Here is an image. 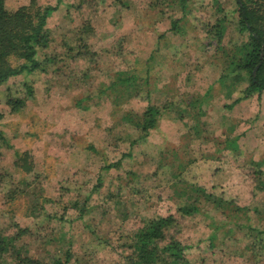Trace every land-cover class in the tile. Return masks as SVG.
Here are the masks:
<instances>
[{"label": "rangeland", "instance_id": "obj_1", "mask_svg": "<svg viewBox=\"0 0 264 264\" xmlns=\"http://www.w3.org/2000/svg\"><path fill=\"white\" fill-rule=\"evenodd\" d=\"M25 1L6 0V7L12 10ZM42 1L56 3V0H38L40 4ZM171 1L95 0L91 5L93 11H88L78 6L79 0H62L47 20L52 41L45 53L63 52L68 43L74 45L73 30L90 18L93 34L88 43L96 53L80 55L84 59H72L76 50L72 57H65L63 53L64 59L49 64L48 70L23 73L0 86V111L3 113L0 127L10 143V147L0 149V220L8 217L9 221L30 227L32 235L25 241L34 255L45 256L46 250L54 248V244L42 247L39 243L52 233L61 236L62 223L54 219L46 224L43 216H28L26 199L11 197L10 191L19 179H32L40 174L43 195L53 202L45 208L49 212H62L59 203H55L60 196V182L69 189L64 199L70 201L75 193L84 197L91 192L101 173L102 185L86 202L89 211L84 218H78L76 210L64 213L65 218L70 219L64 229L67 234L63 236L71 239L72 264H125L124 250L117 240L119 235L136 229L145 219L176 207L186 199L187 195L181 196V192L191 193L192 185L240 206L246 205L249 211L244 214L251 216V222L245 215L239 214L238 218L234 210L221 211L201 202V213L183 222L180 235L189 245L185 253L191 264H264V247L252 237L253 231L239 227L241 223L255 224L256 228L264 224V185H261L264 182V94L228 110L220 101L216 88L212 90V98L203 105L205 111L199 120L188 114L180 124L171 116L162 119L146 142L132 146L131 156L123 160L120 170H100L105 157L113 159L127 151L128 141L136 135L132 126L120 120L123 110L138 112L147 101L142 92L124 104H110L102 88L117 70L131 66L132 59L139 56L136 67L142 71L145 61L149 60L151 92L148 98L152 103H163L166 94H170L175 99L173 102L178 103L176 106L192 111L188 100L194 99L195 94H203L216 67L220 68L221 58L214 46L195 48L193 43L201 40L197 30L189 24L186 29L192 31L171 35L169 18L175 16L173 12L176 11L169 7ZM221 2L231 13L234 1ZM199 27L196 23L195 28ZM238 39L231 31L223 43H234ZM108 49L113 52L117 49V52L110 55ZM194 55L198 60L196 64ZM187 63H191L188 68H201L198 69L201 73H196L191 81L178 76ZM24 83L32 86L34 96L19 112L11 113L5 104V91L10 86L15 95L24 96ZM179 99H183L182 102ZM195 125L204 128L199 139H196ZM230 125H233L232 130L228 128ZM243 132L238 152L219 150L226 135L232 137ZM163 149L167 158L159 167V152ZM18 151L30 153L32 172L23 174L15 167ZM251 160H261L260 174L252 173V176L247 172L260 169L249 164ZM129 168L140 174L134 179L135 187L128 190L124 182H117L111 190L113 176ZM178 180L186 183L176 182ZM112 191L119 199L106 197ZM84 201L79 199V206ZM255 209L257 215L250 212ZM213 232L217 236L211 247L208 236Z\"/></svg>", "mask_w": 264, "mask_h": 264}, {"label": "trees", "instance_id": "obj_2", "mask_svg": "<svg viewBox=\"0 0 264 264\" xmlns=\"http://www.w3.org/2000/svg\"><path fill=\"white\" fill-rule=\"evenodd\" d=\"M139 1L144 2L145 0ZM175 1H178L177 5H175ZM233 1L235 7L231 13L227 12L221 0H209L207 3L204 0H172L169 4V7L176 8V11L173 12L175 16L171 15L169 18L171 35L178 36L188 33L192 29L197 30L201 42L193 43L195 48L204 49L214 46L221 58L220 68L219 66L216 67V72L211 76V79L209 78L205 92L195 94L194 99L188 100L187 105L193 106L192 111L181 105L176 106L178 103L173 102L175 99H172L170 94H166V100L163 103H152L148 98L151 92L149 90L151 68H148L147 63L149 60L145 61L146 65L144 64L145 68L142 71L137 70L136 60L140 59L139 56L134 57V60L132 59L131 66L117 70L109 83L103 85L102 92L110 99V104L113 106L124 104L142 92H145L147 101L145 105L140 106L138 112L123 110L120 120L132 126L136 135L128 141L127 151L120 153L113 159L104 158L105 163L100 168L101 172L120 170L123 160L131 156L132 146L140 141L146 142L151 132L158 128L162 119L171 116L180 124L181 120L187 118L185 114H188L199 120L198 118L205 111L203 105L212 98V90L216 88H218L220 101L228 110H232L236 105L244 103L253 96L260 98L264 94V0ZM61 2L62 0H56V3L53 4L42 1L40 4L38 0H26L17 8L10 10L6 7V0H0V86L10 78L23 73L48 70L47 66L63 60L64 58L61 56L65 53V57L73 56L72 59L76 57L84 59L80 55L86 56L96 53L88 43V38L93 34L91 18L89 21L80 23L73 30L76 41L74 45L65 44L66 50L63 52L58 51L50 55L45 53L52 41L47 28V20ZM94 2L95 0H79L78 6L93 11L91 5ZM202 15L204 16L202 17ZM196 23L200 24L199 28H195ZM187 24L192 29H186ZM231 31L237 34L239 39L234 43H223ZM114 52H117V49ZM114 52L112 49H108L110 55ZM41 53L42 59L39 58ZM195 56L194 64L198 62ZM149 58L152 59V56ZM190 64L187 63L183 72L178 73V76L185 81H191L196 73H201L198 70L201 69L199 67H197L198 69L188 68ZM24 86L26 87L24 96L15 95L10 86L5 91V104L11 113L19 112L25 107L27 101L34 96L32 86L28 83H24ZM167 95L171 97V100ZM180 98L183 97L180 96ZM182 100L179 99V102ZM2 118L3 113L0 111V122ZM232 122L235 124V120ZM232 127L233 125H230L228 128L232 130ZM194 128H196V139H199L204 128L200 129L198 125H195ZM243 137L244 132L234 134L232 137L226 135L219 150L228 151L231 149L233 152H238L242 146L240 141ZM219 144L221 143L219 142ZM3 147H10V143L4 130L0 127V149ZM159 154L158 166L161 167L162 163L166 162V151L163 149ZM16 155L15 167L19 172L23 174L32 172L30 153L18 151ZM250 163L253 164V167L262 165L261 160H251ZM253 167L251 166V168ZM247 172L253 176L252 173L260 174L262 168H255ZM251 175L249 176L252 177ZM139 176L140 174L132 168L124 170L122 174L118 172L111 180L110 189L112 190L113 185L117 182H124V186L128 190L133 189L135 187L134 179L139 178ZM41 178L40 174H35L32 179H19L17 186L10 191L11 197L13 199V197L19 196L26 199L30 210L28 216H43L46 224L54 219L60 224L62 223L60 233L63 234L60 236L57 233H52L49 238L40 242L39 245L42 247L54 244V248L46 250L45 256H37L34 255L28 247L27 241H25L27 236L32 235L30 227L23 226L14 220L9 221L6 217L3 221L0 220V264H72L74 262L71 239L68 236H63L64 233L67 234L64 231L65 225L70 222L68 221L70 219L65 218L64 213L72 209L78 212V218H84L89 211L86 209V202L90 199V195L101 187L103 175L101 173L97 175V182L92 187L91 192L84 197L75 193L70 201L64 199V196L70 193L69 189L63 182H60L61 185L58 190L60 196L55 203H59L61 206L59 208L62 209V212L64 211L63 213L61 211L49 212L45 208L51 200L43 195ZM176 182L184 183L185 181L178 180ZM261 185H264V182ZM190 191L191 193L186 190L181 192V196L187 195L186 199L179 202L176 207H171L165 214L145 219L136 229L119 235L117 240H119V246L123 247L122 257L125 259V264H191L185 253L189 245L184 243L180 235L183 222L201 213V202L221 209V211L226 208L234 210L237 217L239 214L242 217L245 215L246 219L251 222V216L244 214L248 210L246 205L240 206L233 200H227L222 196L206 191L203 187L192 185ZM106 197L119 199L117 194H113V191L109 192ZM81 198L85 201L83 205L79 206L78 200ZM250 212L253 215L258 214L256 209ZM254 225L241 223L239 227H247L249 231H253L252 237L259 242L261 247H264V224L260 228H256ZM40 235L37 234V236ZM216 236L215 232L208 236L211 240L209 246H214L213 240ZM247 249H250L249 245H247Z\"/></svg>", "mask_w": 264, "mask_h": 264}]
</instances>
